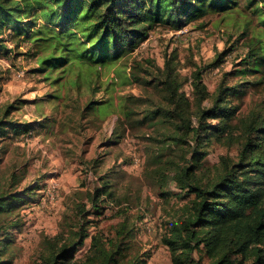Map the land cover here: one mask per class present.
<instances>
[{"label": "rangeland", "instance_id": "374dc122", "mask_svg": "<svg viewBox=\"0 0 264 264\" xmlns=\"http://www.w3.org/2000/svg\"><path fill=\"white\" fill-rule=\"evenodd\" d=\"M260 1L235 0L223 12L183 18L180 27L157 24L97 72L83 63L43 65L54 56L51 47L25 31L4 29L0 240L8 246L0 264H35L78 231L87 237L74 259H83L95 233L114 241L122 225L129 233L116 257L122 264L135 255L147 264H171L160 239L194 197L179 181L182 169L197 162L201 185L216 181L225 163L238 162L248 124L252 153L264 161V67L243 71L251 46L264 53ZM167 61L174 96L182 97L183 115L193 126L225 89L220 104L232 115L207 119L197 142L170 117ZM195 73L204 94L194 86ZM224 126V133L212 132ZM243 171L261 182L250 166ZM192 257L213 264L203 253Z\"/></svg>", "mask_w": 264, "mask_h": 264}, {"label": "trees", "instance_id": "16d2710c", "mask_svg": "<svg viewBox=\"0 0 264 264\" xmlns=\"http://www.w3.org/2000/svg\"><path fill=\"white\" fill-rule=\"evenodd\" d=\"M10 1L0 0V35L7 26L17 33L25 31L24 35L30 39L51 47L54 56L43 61V65L70 64V68L83 63V67L93 68L95 72L105 64L116 63L123 49L135 48L157 24L167 22L180 27L183 18L193 20L209 12H223L236 4L235 0H14V4ZM260 4L264 9V0ZM44 34L45 39H41L40 35ZM247 54L243 71L249 74L260 71L264 67L261 48L256 50L251 46ZM170 66L167 61V79L163 82L167 89H172L168 91L174 107L170 117L177 119L178 127L197 142L200 131L206 133L208 129L207 125L203 126L207 119L232 115L229 108L220 104L225 89L219 90L209 108L196 115L197 126H193L191 118L183 115L182 97L174 96L177 90L173 92ZM194 76V86L204 94L200 76L198 73ZM247 126V143L239 153L238 162L225 163L224 172L216 181L201 185L194 172V168L200 167L197 162L182 169L179 181L190 188L194 197L183 207L180 217L169 223L160 239L169 252L171 264H200V260H193L195 252L203 253L213 264H264V161L252 153L254 145L249 133L253 126ZM226 127H215L212 132L224 133ZM245 165L251 167L250 172L261 182L246 177ZM91 201L95 203L93 198ZM3 204L0 202V211ZM125 230L129 237L127 226L122 225L114 241L103 240L102 235L95 233L85 257L74 259L87 237V233L78 231L35 264H122L116 257L122 253ZM6 241L0 240V253L8 246ZM125 264H147V261L144 255H135Z\"/></svg>", "mask_w": 264, "mask_h": 264}]
</instances>
